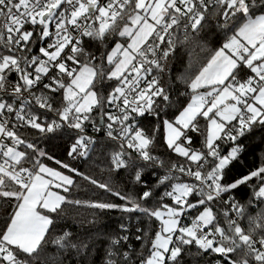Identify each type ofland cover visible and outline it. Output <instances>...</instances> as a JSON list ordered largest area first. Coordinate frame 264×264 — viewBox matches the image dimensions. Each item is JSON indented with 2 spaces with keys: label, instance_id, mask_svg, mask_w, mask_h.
I'll return each instance as SVG.
<instances>
[{
  "label": "snow or ice",
  "instance_id": "6c2138e0",
  "mask_svg": "<svg viewBox=\"0 0 264 264\" xmlns=\"http://www.w3.org/2000/svg\"><path fill=\"white\" fill-rule=\"evenodd\" d=\"M0 264H264V0H0Z\"/></svg>",
  "mask_w": 264,
  "mask_h": 264
}]
</instances>
